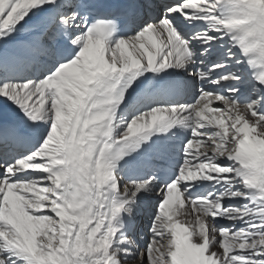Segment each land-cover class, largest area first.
<instances>
[{
	"label": "snow or ice",
	"instance_id": "snow-or-ice-1",
	"mask_svg": "<svg viewBox=\"0 0 264 264\" xmlns=\"http://www.w3.org/2000/svg\"><path fill=\"white\" fill-rule=\"evenodd\" d=\"M158 7L0 0V98L20 117L0 118V264H264V164L249 144H264V48L243 31L264 12L241 0H175L150 16ZM197 20L203 29L186 36L181 24ZM216 41L230 45L224 55L250 70L247 79L223 58L194 67V44L212 57ZM169 68L199 82L191 103L149 101L117 118L125 74ZM109 122L108 134L94 132ZM178 123L191 132L182 162L166 177L142 175L157 166L141 159L140 141ZM197 177L215 179L218 194L195 198L185 182ZM154 189L141 247L133 208Z\"/></svg>",
	"mask_w": 264,
	"mask_h": 264
},
{
	"label": "bare ground",
	"instance_id": "bare-ground-1",
	"mask_svg": "<svg viewBox=\"0 0 264 264\" xmlns=\"http://www.w3.org/2000/svg\"><path fill=\"white\" fill-rule=\"evenodd\" d=\"M152 2L159 5V7L156 9V13H150L149 14L150 16L156 15L157 13H162L164 5L168 3H173L175 2V0H152ZM194 10H198V9H194ZM181 28L183 29L184 34L187 36V35H191V32L193 29H196L197 31L202 30L203 23L197 20L191 24H181ZM229 46L230 45L226 41H216L215 49H210L211 51H213V56L209 57L206 53L204 56H201V51L203 50L204 47H206V45L202 46L198 43L194 44V47L196 49V59H197V63L196 65H194V67L205 68L211 65L213 59L220 60L223 58L227 61L226 66L230 70L237 71L238 74H240L243 78L247 79L249 75L247 68L241 69L240 66L236 65L233 61L227 60L226 56L224 55ZM200 61H203V63H200ZM16 70L20 73H23L26 71V69L23 67L18 68ZM175 70L184 78V81L187 87V96L178 102L171 103V104H160V106H169V105L175 106L177 104L191 103L192 100L195 98V96L198 95L197 88L200 86L199 82L193 81L190 77L187 76V73L185 71L177 70V69ZM204 86L208 89H217V90L223 91V89L219 88L217 85L207 84ZM249 87H251V85H249ZM142 105H145V104H140L138 106L132 105V106H126V107H118L116 116L120 120H124V119L130 120L132 118L131 110L136 107H141ZM0 111H5V112L9 111L10 113H13V114H19L18 111L15 110L11 105L4 102L3 98H0ZM118 131H123V127L118 129L117 132ZM190 135H191V132L189 128L185 126L183 123H178L174 125V132L169 135L166 145L162 147L161 158L164 159L166 158V156L171 155V163L175 170L179 166V164L182 162V160L184 159L183 150L186 147V142L189 139ZM249 144L251 145L252 149L256 153L258 154L264 153V144H253L251 140H249ZM82 158L85 160V163H86L87 162L86 153L83 154ZM185 183L195 185V187L190 188V191L193 193V196L195 198H200L202 196H208V195H211L212 197H214L219 192V187L216 184L215 179L204 180L200 177H197L196 180L186 181ZM154 198H159L156 195L155 189L151 192H142L139 195L138 200H137V203L140 205L139 210H137L135 207L133 208V211L135 213L134 220L136 224V229H135L134 234H132V238L135 239L137 242V245L141 247L148 240L150 236V232L147 231L146 225L142 227H138L137 220L139 219V217L146 216L145 210L148 209L149 204L153 201ZM230 206H233V207L238 206V203L235 201V199H233ZM122 216L125 221V227L127 228V223H126L128 219L127 214L123 213ZM217 219H218V224L221 226H227L230 223V221H227V220H223L220 218H217ZM24 264H27V262H24Z\"/></svg>",
	"mask_w": 264,
	"mask_h": 264
},
{
	"label": "clouds",
	"instance_id": "clouds-1",
	"mask_svg": "<svg viewBox=\"0 0 264 264\" xmlns=\"http://www.w3.org/2000/svg\"><path fill=\"white\" fill-rule=\"evenodd\" d=\"M242 3H247L250 7H257L259 9L262 10V12H264V2H262V0H241ZM239 15L245 16L248 19H255L254 16H250L248 13L241 11L240 13H238ZM238 24H242L244 23V21H237ZM259 27H252V28H245L243 29L244 33L246 36H256L258 37V44L261 48H264V18H261L258 21ZM98 44H104L105 43V37L104 36H99L97 37V41ZM119 43V42H118ZM255 46V45H254ZM91 81H89L90 83ZM89 89L87 88V86L85 85L84 87V91H83V95H86L88 93ZM101 91H103V89H101ZM105 116L104 115H100L96 117V121H104ZM67 130V128H65V131ZM99 131H103L104 134H108V132H110V122L104 126L103 129H94V132H99ZM81 143L83 144V138L81 139ZM260 163L264 164V153H260L259 157H258ZM255 163V161H254ZM261 179H264V168L261 169Z\"/></svg>",
	"mask_w": 264,
	"mask_h": 264
},
{
	"label": "rangeland",
	"instance_id": "rangeland-1",
	"mask_svg": "<svg viewBox=\"0 0 264 264\" xmlns=\"http://www.w3.org/2000/svg\"><path fill=\"white\" fill-rule=\"evenodd\" d=\"M159 202V198H154L153 201L149 204L148 209L145 210L146 212V218L145 217H139V221L137 220L138 223V227H142L144 225L149 226L151 224L152 221V217L154 216V214L156 213L157 209L155 207V205Z\"/></svg>",
	"mask_w": 264,
	"mask_h": 264
}]
</instances>
